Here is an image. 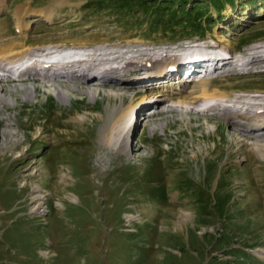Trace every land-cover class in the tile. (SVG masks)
Masks as SVG:
<instances>
[{"label": "rangeland", "instance_id": "obj_1", "mask_svg": "<svg viewBox=\"0 0 264 264\" xmlns=\"http://www.w3.org/2000/svg\"><path fill=\"white\" fill-rule=\"evenodd\" d=\"M171 1L0 0V47L19 58L48 47H165L177 59L206 41L248 62L264 58V0L226 4L223 19L224 0L209 6L212 18L206 4L190 10ZM21 10L29 24L23 34ZM248 69L220 72L213 89L229 100L263 92L251 107L257 111L264 108V62ZM99 73L92 83L49 84L30 74L0 82V95L14 100L0 99V264H264V156L254 149L264 132L247 133L254 118L233 123L219 109L203 116L171 109L180 96L197 95V81L154 89L128 78L141 73ZM53 83L68 101L48 92ZM151 89L168 101L143 106ZM132 100L137 116L121 148L124 137L110 142L106 130L111 112ZM35 185L46 196L43 215L31 212Z\"/></svg>", "mask_w": 264, "mask_h": 264}, {"label": "bare ground", "instance_id": "obj_2", "mask_svg": "<svg viewBox=\"0 0 264 264\" xmlns=\"http://www.w3.org/2000/svg\"><path fill=\"white\" fill-rule=\"evenodd\" d=\"M24 11H19L17 16H18V20H17V25H18V31L19 33H24L28 27L29 24H27L25 22V18L21 17L24 16L25 13H23ZM56 13V12H55ZM55 13L51 10V11H46L44 13V17L46 19L47 22H53L54 18H55ZM26 17V16H25ZM2 36L4 37V35L2 34ZM5 41V39H4ZM2 41V42H4ZM5 46V44H4ZM17 46V45H16ZM3 47V46H2ZM9 47V46H6ZM84 47V46H82ZM80 47V48H82ZM0 71L4 72V74H9L10 76L13 74V70L11 67L8 66L9 63L12 62H18L21 58V54L19 53V51H7L6 48H1L0 47ZM11 50V49H10ZM33 50H37V48L33 49ZM33 50H30L33 51ZM28 51V50H27ZM224 51L226 54H229V50L224 48ZM242 55V53H240ZM20 55V56H19ZM28 55V54H27ZM145 55H141L140 57H144ZM173 58L171 59L169 56V62L167 63L166 67H162V62L166 61L167 58H163L160 59V57L158 56H147L145 59V62H138V63H128L127 65L122 66V62H114V63H107V62H99L96 63L97 59L92 58V60H90V62L87 63H78L75 64L71 67H69L67 72H52L51 69H45L42 70L43 68H45V66L43 65V62H37L35 61L33 64L31 63L29 66L26 67V73L24 75H19L17 76L18 79L22 78L23 76H26V74H30V76H35V77H39L41 78L43 81H45L46 83L51 84L53 81H56L59 78H65V79H71V80H89V82L87 83H92L93 81L97 80L96 79V75L97 73H102L97 77H106V72L110 73V72H123L121 75L122 77H126L125 75L128 72H131L133 70H140L143 71L144 70V75H141V77H128L129 79H132L133 81H135L134 84H145V86L149 85L152 86L153 84H155L156 81H158L157 83H160L162 81H165L167 83H170V81L173 80V75L174 73L169 71L171 69H174V67L179 64L177 63L178 58L176 59V57L174 55H172ZM25 57V56H24ZM23 57V58H24ZM17 58V59H16ZM176 59V60H175ZM133 60V59H132ZM135 61V60H133ZM244 61V59H243ZM249 61V60H247ZM264 62V58L261 56H256L254 57L252 60H250V62L248 63L250 65H254L257 63H263ZM5 63V64H4ZM87 65V66H83V65ZM118 64V65H116ZM128 65H132L131 67H128ZM108 68V69H107ZM165 68V71L164 69ZM250 68V67H249ZM95 70L97 71V73H92ZM167 73H170L171 75H169L167 78L165 77ZM105 74V75H103ZM146 74H149L148 76H146ZM108 75V74H107ZM135 75V74H132ZM114 76V75H112ZM131 76V75H130ZM139 76V74H138ZM108 78V77H107ZM127 78V77H126ZM6 79V78H5ZM172 79V80H171ZM4 79L2 78L0 80V82H3ZM17 81V80H15ZM116 81H121V79H117ZM138 81V82H137ZM173 82V81H172ZM56 84V83H55ZM125 84V83H123ZM198 85V93L196 96H180L178 98V100L174 103L179 107H183L185 109H187L186 112L188 113H192L191 109L195 110L197 109V111H199L198 113H202V112H210L212 109L216 108V107H220V105H217L215 107H212L210 109H208L207 111L201 109V104L200 102L202 101H208V100H229L230 99V95H226L225 93H221V91L219 89L215 90L213 89L214 87V81L212 78L210 77H205V78H201L198 80L197 82ZM124 87V86H123ZM196 87V86H195ZM152 88H156L153 87ZM47 89V87H46ZM131 89H135V86H132L131 88L129 87H125V90H131ZM153 89L150 90V94L148 96H144V98L141 100L142 101V105L145 107H148L150 105H156L159 104L160 101L158 102L159 98H162L161 103L163 105V103H166L168 101V98H166V95H162L161 93L159 94H155L152 93ZM48 92L49 93H53L54 95H56V97L61 101V102H66L69 100V94L67 92H65L64 90H62V88L58 87L56 88V85H54V83L52 85H50V88H48ZM160 92V91H159ZM162 92V91H161ZM85 94H87L91 99H94L97 95L98 92L97 91H93V90H85L84 91ZM141 93V92H139ZM250 93V92H248ZM247 93V94H248ZM263 92H255L254 94H251L249 96H241L240 98L243 99V101L238 97L236 98V102H231L229 104H225L224 109L222 110L224 115L226 114V116L228 115L229 119L231 121H233V123H237L236 122V116H240V115H244L246 118H254V122L257 125H254V127H249L247 128V133L251 134V135H260L264 132V108H260L259 110L255 111L253 114H250V110L249 108H247L246 113L243 112V114H241L242 108L245 107L246 105H249V107L251 108L252 106L258 105L256 102L257 100L259 101V99L262 98V94ZM138 95V94H137ZM29 96V95H27ZM0 99L3 100L4 102L8 103V104H13L14 100L11 101L8 98L3 97L2 95H0ZM153 100H155V104H151V102H153ZM237 103H239L241 106L240 108H235L234 105H238ZM137 107L138 104L135 103L134 100L131 101V103L128 106H121L120 108H115L113 110V112H111V115L113 117L111 123L108 126V129L106 130L108 133V138L110 142L111 138H113L115 136V134L118 133L119 137L123 136V133L126 132L127 135V131H129V126L130 124H132L134 126V118L136 119V111H137ZM257 107V106H256ZM191 108V109H190ZM246 108V107H245ZM253 108V107H252ZM231 109V110H230ZM203 116V114H202ZM126 122V123H125ZM132 122V123H131ZM125 123V125L123 126V124ZM207 123L210 124V122L207 120ZM131 125V126H132ZM244 126V125H243ZM249 126V125H248ZM212 129V128H211ZM215 127H213L212 130H214ZM154 129H151V131H153ZM211 131V130H210ZM124 137L123 141H122V147H125L126 145V136ZM113 140V139H112ZM254 149H257L258 151H260L262 153V155L264 156V143H259L256 142L254 143ZM20 156V155H19ZM34 174V172H33ZM24 183V182H23ZM33 187V186H32ZM33 194H32V206H31V212L32 214H45L46 212V208L44 209L45 206V202L44 200L46 199V196H42L39 188L35 185L33 188ZM73 200V199H72ZM186 216H189L188 214H184ZM136 219L135 217H131L130 220H134Z\"/></svg>", "mask_w": 264, "mask_h": 264}, {"label": "trees", "instance_id": "obj_3", "mask_svg": "<svg viewBox=\"0 0 264 264\" xmlns=\"http://www.w3.org/2000/svg\"><path fill=\"white\" fill-rule=\"evenodd\" d=\"M201 1V2H200ZM215 0H173L171 2H173L174 4H177V3H181V4H184V7H189L191 5V8H189L190 10H195V8L197 7V4H206V8H208L207 10V13H208V17L209 18H212L211 14L212 12L209 11V6L214 2ZM199 2V3H198ZM248 3H257V0H252V1H249ZM127 4V3H126ZM181 4H179V7L181 6ZM193 4V5H192ZM226 4H230L231 6H235V0H224V3L223 5L220 6V10H218V14H219V18L223 19L222 17V13L226 7ZM128 5V4H127ZM181 8V7H180ZM202 13V12H199V14ZM200 19V18H199ZM202 19V18H201ZM214 25V21L213 23H210L209 26H213Z\"/></svg>", "mask_w": 264, "mask_h": 264}]
</instances>
